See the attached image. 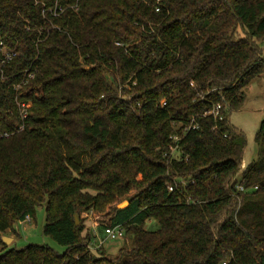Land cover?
Returning <instances> with one entry per match:
<instances>
[{
    "label": "trees",
    "instance_id": "16d2710c",
    "mask_svg": "<svg viewBox=\"0 0 264 264\" xmlns=\"http://www.w3.org/2000/svg\"><path fill=\"white\" fill-rule=\"evenodd\" d=\"M0 42V264H264V117L243 170L230 121L264 72V0H0ZM42 204L63 251L6 247ZM84 212L128 257L90 250Z\"/></svg>",
    "mask_w": 264,
    "mask_h": 264
},
{
    "label": "rangeland",
    "instance_id": "374dc122",
    "mask_svg": "<svg viewBox=\"0 0 264 264\" xmlns=\"http://www.w3.org/2000/svg\"><path fill=\"white\" fill-rule=\"evenodd\" d=\"M21 89V88H20ZM25 112L30 107L31 102L24 101ZM20 107L21 104L19 103ZM29 113V111H27ZM264 117V72L255 77L250 84L245 88L244 101L241 108L233 110L230 113V121L233 125L244 131L246 135V146L243 153L242 170L245 169L247 164L252 162L257 157V143L255 134L259 128L261 119ZM176 152H174L175 154ZM241 176V171L238 177ZM45 206L42 204L37 207L34 217L16 222L14 224L15 230L6 231V235L12 237V240L6 244V247H23L29 243L44 244L53 247L55 250L62 252L63 245L58 244L50 236L43 233V225L45 222ZM81 217L85 219V229L90 231L92 221L91 215L82 213ZM145 226L150 229H156L158 223L150 219L146 222ZM132 238L125 235L124 238L108 239L104 242V255L109 259L122 261L128 257L127 252L132 247ZM0 243V250L2 249ZM121 250V251H120Z\"/></svg>",
    "mask_w": 264,
    "mask_h": 264
},
{
    "label": "built area",
    "instance_id": "2783aa9c",
    "mask_svg": "<svg viewBox=\"0 0 264 264\" xmlns=\"http://www.w3.org/2000/svg\"><path fill=\"white\" fill-rule=\"evenodd\" d=\"M15 55V51L5 45L4 43L0 42V70L4 66V64L8 63L13 56ZM28 78L33 76V73H28ZM20 85L17 84L16 87L18 88ZM20 103V102H19ZM22 107L21 109V114L22 117H25L27 115V111L25 112V102L20 103ZM220 105H216L214 109L212 110V113L214 115H217L218 109ZM22 125H19L18 129H21ZM9 132L8 131H0V136H8ZM172 187L170 186V189ZM240 189H243V186H239ZM26 219L29 220V217L27 216ZM90 232H91V240L89 242L88 247L92 251H96L104 246V242L108 239H118V238H124L125 237V228L121 224H115V225H109L106 227H103L102 230L100 231L95 223L90 225ZM225 264V263H224Z\"/></svg>",
    "mask_w": 264,
    "mask_h": 264
},
{
    "label": "water",
    "instance_id": "95a60500",
    "mask_svg": "<svg viewBox=\"0 0 264 264\" xmlns=\"http://www.w3.org/2000/svg\"><path fill=\"white\" fill-rule=\"evenodd\" d=\"M126 204H127V201H124V202L121 204V206H125ZM75 221H76V223H78V219H77V217L75 218ZM1 238H2V241H3V243H4L5 245L8 244V243L12 240V237H10V236H8V235H6V234L2 235Z\"/></svg>",
    "mask_w": 264,
    "mask_h": 264
}]
</instances>
